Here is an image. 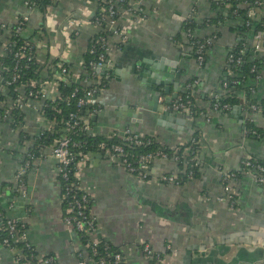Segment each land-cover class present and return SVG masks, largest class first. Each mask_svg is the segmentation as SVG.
Instances as JSON below:
<instances>
[{
    "label": "crops",
    "instance_id": "0c3cea01",
    "mask_svg": "<svg viewBox=\"0 0 264 264\" xmlns=\"http://www.w3.org/2000/svg\"><path fill=\"white\" fill-rule=\"evenodd\" d=\"M25 1L0 0V26H8L0 33V54L10 35L9 26L25 16L20 36L35 45L38 63L42 65L58 53L74 73H79L88 39L96 29L82 25L79 34L69 40L64 31L70 20L89 19L94 3L52 0V5L41 12L28 9ZM140 1L148 15L144 22L131 25L127 41L118 48V37L109 38V82L97 96L100 109L95 122L91 120L90 132L121 136L130 130L151 136L168 148L191 141L196 132L199 173L179 185L158 182L156 178L162 174L183 170L171 158H162L151 164L152 180L140 181L104 155L91 154L80 163L79 174L93 197L90 210L96 219L97 235L118 246L127 264L147 263L141 251L144 243L164 254L162 264H264V184L256 183L241 165L246 157L264 162V114H250L242 104L226 112H213L205 98L227 92L223 87L224 69L228 53L239 40L235 29L238 21L224 18L217 25L204 23L218 12L227 13L226 7H213L211 0ZM152 7L156 14H151ZM186 19L193 22V36H214L201 64L192 56L182 29ZM156 60L164 62V70L172 73L176 82L169 88L170 94H176L171 102L188 91L205 113L192 121L190 116L171 109L168 112L174 114L161 117L169 104L152 111V87L146 70ZM251 85V96L258 102L264 96V67ZM178 86L181 89L176 91ZM2 92L0 205L7 215L24 221L26 239L38 258L52 254L59 264H80L82 260L94 264L77 234L62 222L57 162L49 154L51 145L39 149V155L31 160L24 177V193L17 190L14 176L26 160L31 138L55 127L53 120L42 115L43 102L37 100L22 108L21 123L12 124L11 117L3 121L2 110L11 105L12 97L6 90ZM239 97L247 103L243 93ZM247 117L252 118L250 123L260 137L246 134ZM20 131L29 137H19ZM226 172L235 173L237 179L234 208L223 199ZM167 246L169 252L165 251ZM19 252L18 248L0 244V264H20L16 258Z\"/></svg>",
    "mask_w": 264,
    "mask_h": 264
},
{
    "label": "built area",
    "instance_id": "2783aa9c",
    "mask_svg": "<svg viewBox=\"0 0 264 264\" xmlns=\"http://www.w3.org/2000/svg\"><path fill=\"white\" fill-rule=\"evenodd\" d=\"M89 4L91 2L95 5V10L91 13L89 19L84 20H70L67 22V28H65L64 36H66L67 40L72 37H76L79 34L80 26L82 25H90L96 29V32L88 39L87 46L83 52L96 53V60L90 61L88 63L89 68L86 69L83 55L80 63V72L74 73L70 66L62 61L60 55L55 53L53 58L45 62L43 70L40 72V80L37 82L36 80H30L27 84L19 82V75L16 73L18 68L14 66V72L12 73L10 79H3L4 86L0 87L1 90H6L15 82L17 85L13 87L12 92V103L10 106L5 107L2 110V120L6 119L10 121L11 113L14 110L22 111V108H25L30 105L32 100L42 101L43 107L46 100H54L55 98L60 96L59 84L61 80H67L71 83H80L84 85H89V88L84 91V96H81L77 100V106L84 107L90 106L91 108L87 110L86 115L79 116L76 112H70L66 118H61L59 121L53 120V126L59 128L62 133L60 136L55 137L51 148L49 150V154L56 160L57 162V173H62V176L67 179L68 176L66 174L67 167L74 162L75 154L72 152L73 147H78L79 143L71 140L68 136L69 133H73L77 130L85 131L87 133H91V116L96 115L99 111L100 107H98V101L96 97V92L98 90L104 89L105 84L109 82L108 68L109 66V57L108 52L111 50L109 45L110 37H118V46L120 47L122 43L127 41V31L131 25L140 24L144 22L146 18V6H143L140 0H86ZM262 1L255 0V3L261 4ZM25 5L28 9L35 8V2L32 0L25 1ZM151 14H156L157 10L155 7L150 9ZM248 15H253V11H249ZM148 16V15H147ZM187 20V19H186ZM15 35H20L22 31V27L26 24V17L22 16L15 23ZM248 25L249 22L247 21ZM8 26L2 24L0 26V30L7 28ZM264 30H257L253 33L251 46L253 50L259 52L264 55ZM185 34L189 40L191 36H193L192 32L189 30L185 31ZM213 37H206L204 42H199L198 39L190 41L191 50H193V46L196 45L195 48V59L198 63H203L204 61V53L206 52V46L213 43ZM10 39L7 40L6 44H4L3 55L6 52L7 46L10 43ZM15 42V41H14ZM36 50L35 45L28 39H24L21 45L18 46L17 51L14 54L16 59L25 58L26 60H35L36 59ZM242 49H239L238 53H233L232 50L228 53L226 57V63L232 65H238L243 62V56L240 54ZM55 61V63L53 62ZM40 65V64H39ZM1 70V67H0ZM90 70V71H88ZM252 70L255 71V67H252ZM235 72L232 69H227L226 74L232 76ZM50 74V79H45L47 75ZM90 74V75H87ZM85 75V76H82ZM259 76V73L256 74L254 80H256ZM0 80L2 77L0 75ZM232 83H236V80H232ZM102 85L101 88H96L95 85ZM28 86V88H26ZM224 88L227 87V82L224 81ZM78 91L75 88L71 94V96L75 95V92ZM8 92V90H6ZM190 97H192L191 92H185V96H180L176 98L173 102L167 105L168 109L176 110L178 112L184 113L190 116V111L188 109V104L191 102ZM231 106L227 103L221 104L220 102H215L211 108L213 112L218 111H228ZM247 111L252 113H263L264 107L257 105L255 103H249L247 107ZM191 118V117H190ZM207 120H209L207 118ZM247 123L252 121L251 117H247ZM55 129L51 128L47 131L54 132ZM246 130V129H245ZM64 132L68 134H64ZM43 133L40 132V134ZM255 134L254 131H252ZM246 134L248 131L246 130ZM119 136V135H118ZM258 136V134L256 135ZM124 142L121 143H112L109 147L106 146L105 142L99 143V149L104 152V156L115 166H119L123 168L127 173L133 175L140 181H150L152 180L151 175V165L153 161L162 159V158H171L175 163L179 159L177 152H174L173 155H167L166 153L156 150L154 152H140L133 153L125 150L126 144H131L133 146H143L149 144V141L143 140L138 134L131 132L130 130H126L121 136H119ZM197 140H191V143H196ZM197 148V147H195ZM184 154H193L190 160H193V163L190 165H197L198 156L194 154L196 150L191 148H184ZM183 154V156H185ZM91 154H83L81 159L77 161L76 169L74 172L76 182L69 183L68 186L75 191H80L78 196L74 195L73 200L70 203L66 204L65 216L61 219L66 227L70 228L73 232H77L79 230L87 229L92 231L94 229V223L96 219L94 215L90 212L91 219L86 218L85 210L83 208L86 207L88 202V191L80 181L79 168L80 163L87 161L90 158ZM30 161L25 160L23 165L20 166V169L15 174L14 178L16 181V188L19 192L24 193V185L22 184V177L25 174L26 170H29ZM243 172L249 175L256 183L264 184V164L258 162L256 160H252L249 157H246L241 162ZM175 173H166L159 176L157 179L158 182L164 184H175L178 185L175 179ZM192 171L188 172L190 176ZM224 180V192L226 200L230 206V208H234L236 205V199L234 195L235 187L237 183L236 175L233 172H226L223 176ZM91 196V195H90ZM60 200H62V196L60 195ZM61 209V208H60ZM5 225L7 227V236L3 237L0 241V244L7 247L9 241L12 240L14 242L25 241L27 244L25 245L28 249L34 247L30 244V242L26 239L25 228L22 230L21 227L16 226L17 224H21L24 227V221L19 218H14L9 215L5 216ZM76 234V233H75ZM90 239L92 244L95 245L97 243L96 235L94 231L90 233ZM29 242V243H28ZM16 248V247H13ZM85 248V247H84ZM169 246H167V249ZM30 249V250H31ZM86 250V249H85ZM95 251V249L93 248ZM19 253H17L16 258L20 264H32L38 262L39 264H49L52 261V257H45V255L41 257L35 256L36 261L33 260L32 253L23 254L22 250L19 249ZM32 251V250H31ZM141 251L143 253V257L147 260L149 259L152 251H154L151 246L147 243L142 245ZM87 252V251H86ZM88 255V254H87ZM89 257V256H88ZM90 258V257H89ZM121 256L119 254L113 255L112 262H106L105 260H100L99 264H120ZM91 260V259H90ZM164 258L159 261L156 260L154 264H162ZM80 264H85L84 261H80ZM121 264H127L124 261Z\"/></svg>",
    "mask_w": 264,
    "mask_h": 264
},
{
    "label": "trees",
    "instance_id": "16d2710c",
    "mask_svg": "<svg viewBox=\"0 0 264 264\" xmlns=\"http://www.w3.org/2000/svg\"><path fill=\"white\" fill-rule=\"evenodd\" d=\"M263 1V0H260ZM32 2H35V8L41 12L45 11L46 7L50 4L52 5V0H32ZM211 5L213 7H226L227 13L226 15H223L222 12H218L216 16L214 17H208L206 20H204V23L206 24H215L219 23L222 19H229V20H235L238 21V23L235 26V29L238 32L239 40L238 43L235 45V47L232 49L233 53L239 54V49H242V52L240 53L243 56V62L238 65H232V64H225V69H232L235 73L232 76H229L226 74L223 81L227 82V92L222 94H215L212 97H205L208 98L210 108H212L213 104L215 102H220L221 104L227 103L231 107L234 105L242 104L243 106L250 103H255L257 105H260L264 107V96L257 102V99L252 98L251 96V89L253 88V85H251L252 80L256 77V74L259 73L262 67H264V55L256 52L253 50V47L251 46V40H249V34L251 31L253 33L257 30H264V16L261 15V4L255 3V0H222L219 1H212ZM249 11H253V15H248ZM249 22L247 25L246 22ZM193 26V22L190 19H187L182 23V29L184 31L189 30L192 32L191 28ZM15 27L16 24H12L9 26V37L10 43L7 46L6 52L3 55H0V75L2 77V80H0V87L4 86L3 79H10L12 73L14 72V66H17V74L19 75V82L22 83H28L30 80H36L37 82L40 80V72L43 70L44 65H39L35 60H26L25 58L16 59L14 57L15 52L18 49V46L21 45L23 40L25 38H22L20 35H15ZM25 27V24L22 28ZM2 29L0 30V33H2ZM217 35V34H214ZM198 39L199 42H204L205 38H197L195 36H191L189 38L190 41ZM15 41V42H14ZM190 41H188L190 43ZM212 44L206 46V52L204 53V58L207 54V51L211 47ZM195 48L196 45L193 46L192 50V56L195 58ZM98 51H95L94 53L85 52L83 54V60L86 69L89 68L88 63L90 61L96 60V53ZM48 62V61H47ZM55 63V61H53ZM255 67V71L252 70V67ZM90 71V70H88ZM90 75V74H87ZM85 76V75H82ZM51 75L48 74L45 79H50ZM232 80H236V83H232ZM18 83V82H17ZM15 82L10 86L8 89L7 94L12 95V90L15 85H17ZM59 90H60V96L55 98L54 100H46L43 107L41 108L42 115L47 118L48 120H55L59 121L61 118H66L70 112H76L79 116H83L87 113V110H89L90 106H84L79 107L77 106V100L79 97L84 96V91L89 88V85H84L80 83H71L67 80H61L59 84ZM108 83L105 84V87H107ZM96 88H101L102 85L100 84L95 85ZM28 88V86H26ZM77 88L78 91L75 92L74 96H71L73 90ZM223 90V87H222ZM100 90L96 92V97L99 95ZM243 93L247 99V103H244L243 100L239 97V94ZM180 96H185V93H182ZM179 96V97H180ZM191 102L188 104V109L190 111V117L192 121H194L200 113H205L203 110L204 108H200L195 103V98L190 97ZM4 100V94L2 90L0 89V101ZM99 105V104H98ZM100 107V105L98 106ZM227 111V110H226ZM225 111V112H226ZM21 111L14 110L11 113L12 118V124L15 122L21 123ZM93 122H91L92 125ZM59 128H56L54 132L44 131L43 133L33 136L32 143L27 147L25 159L29 160L31 163V160L36 157V155H39V149L42 147H47L52 144L55 137L60 136L62 133ZM246 130L248 131L249 135H259L260 132L255 129L251 123H248L246 126ZM252 131L255 132V134L252 133ZM24 134V137H23ZM64 134H68L67 132ZM193 135L195 137H192L193 139L197 140L196 143H191V141H188L184 144H180L174 147H162L159 145L153 137L151 136H143L141 137L143 140L149 141V144L143 145V146H133L131 144L125 145V150H128L129 152L133 153H140V152H154L156 150H160L167 155H173L174 152H177V155L179 156V159L177 160V166L180 168L179 172H176L175 179L179 184H182L186 182L187 180H190L194 177H196L199 173V164L197 165H190V163H193V160H190L193 154H184L183 150L184 148H191L196 150L194 154L198 153L199 150V143L197 139V133L194 132ZM68 136L71 138V140L76 141L79 143L78 147H73L72 152L76 155L75 160L73 163H71L67 167L66 174L68 176L67 179H65L62 176V173H57V181L59 183L60 187V195L62 196V200H60V212L62 215V218L66 215L65 209L66 204L70 203L73 200V197L78 196L80 194V191H75L72 188L68 186L69 183H75L76 178L74 175L77 161H79L83 154H95L99 153L100 155H103L104 152L98 148L100 142H105L106 146L109 147L112 143H121L124 142L118 135L111 134L108 136H100L98 134L93 133H87L85 131H75L73 133H69ZM19 137L26 138L29 137L28 134L26 135L25 132L20 131ZM22 140V139H20ZM198 147V148H195ZM183 154L185 156H183ZM24 159V160H25ZM252 160H256L258 162H261L264 164L263 161L251 158ZM151 165V164H150ZM28 170L25 171L27 173ZM192 171V174L189 176L188 172ZM24 177L25 174L22 177V184H24ZM164 184V182H163ZM236 199V195H234ZM93 197L88 195V202L86 204V207L83 208L85 210L86 218L91 219L90 212H91V204H92ZM5 216H7V213L0 205V241L3 237L7 236V227L5 225ZM16 226L21 227L23 230L26 229V224L24 223V227L21 226V224H17ZM94 229L92 231H89L87 229L79 230L75 232L80 240V243L83 247H85L88 256L90 259L94 262V264H99L100 260H105L106 262H112L113 255L119 254L121 256V263H123L124 256L121 252V249L117 246L112 245L108 241L104 240L102 237H99L97 235V225L96 222L94 223ZM94 231V234L97 238V243L95 245L92 244V241L90 239V233ZM29 243V242H28ZM27 242L20 241V242H14L12 240L9 241V244L7 247L13 248L16 247L18 249H21L23 254H29L32 253L33 255V262L36 261L35 256L37 255V252L32 248H27L25 245ZM95 249V251L93 250ZM32 251H31V250ZM166 252H169V250H165ZM165 252V253H166ZM45 257H52V261L49 264H59L52 254H46ZM164 258V254L157 251H152V254L150 255L149 259L147 260L146 264H154L156 260L161 261Z\"/></svg>",
    "mask_w": 264,
    "mask_h": 264
},
{
    "label": "water",
    "instance_id": "95a60500",
    "mask_svg": "<svg viewBox=\"0 0 264 264\" xmlns=\"http://www.w3.org/2000/svg\"><path fill=\"white\" fill-rule=\"evenodd\" d=\"M264 33V31H263ZM253 36V31L250 32L249 34V40H252ZM164 62L162 60L160 61H155L154 64H152L146 72L149 73V79H148V84L152 89L150 90V96H151V101L154 106L152 111L156 112L158 110V107L160 105H167L170 104L171 100L176 97V94H170L169 88L171 84H175L173 80V74L166 72L164 70L163 66ZM151 75V76H150ZM181 88L178 86L175 90L179 91ZM235 108V107H234ZM162 111V110H161ZM169 109L166 106V109L161 112V117H166V114H174V111L168 112ZM136 115V114H134ZM133 115V116H134ZM97 115L91 116V120L95 122ZM93 122V123H94ZM100 155V154H98Z\"/></svg>",
    "mask_w": 264,
    "mask_h": 264
}]
</instances>
